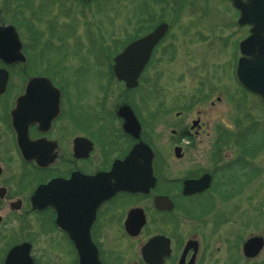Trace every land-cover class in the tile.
Masks as SVG:
<instances>
[{"label":"flooded vegetation","instance_id":"af4514ba","mask_svg":"<svg viewBox=\"0 0 264 264\" xmlns=\"http://www.w3.org/2000/svg\"><path fill=\"white\" fill-rule=\"evenodd\" d=\"M225 5L235 16L228 21L236 24L239 11L229 0H225ZM142 21L136 27L139 33L122 41L120 48L115 42L112 52L108 50L106 80H98L102 89L90 104L86 103L84 86L79 90L74 85L76 81L61 74L60 60L54 66L44 64V50L40 52L43 64L41 61L30 64V70L27 65L32 56L22 45L25 63L16 68L27 73L21 75L22 80L8 81L0 95V264H7V260L10 264H210L212 234L219 226L210 225L209 235H203L201 230L206 227H183L182 220L197 218L191 215L196 210L190 208L192 202L207 199L205 196L210 194L216 177L225 171L219 156L225 146L212 143L213 134L223 135L225 131L221 127L214 132L208 121L198 117L199 111L186 123L180 118L186 109L179 104L166 108L164 96L154 90L149 92L152 98H158L151 103L156 104L154 112L145 116L132 98L145 81L139 79L136 88L126 89L114 79L113 58L160 23L168 25L167 33L153 48L141 76L154 63L157 51L161 58H167L173 51L171 43L165 44L168 20L146 16ZM238 28L245 31L233 45L229 66L234 73L239 59L249 58L241 54L239 44L250 35V27ZM34 46L31 52L36 53ZM258 60L264 63V57ZM43 77L53 89L40 88L45 83L36 81L30 104L17 107L19 112L13 124L11 111L17 99L25 94L29 78ZM117 85L122 89L121 95L111 96ZM238 88L244 100L250 98L263 105L260 96L245 91L239 83ZM219 95L215 99L217 105L224 101V87ZM212 99L206 91L203 101L213 107ZM191 100L190 106L198 102L196 97ZM167 128L168 145L175 160L168 154L171 147L167 150L160 144L159 132ZM203 135L210 140L205 150H201ZM135 146H139L135 165L141 167L148 161L146 176L138 178L144 181L141 189L131 191L125 185L126 189L116 190L114 185L119 178L111 176L105 177L102 185L87 184V178L112 175L116 167L120 173L132 174L130 163L123 162ZM22 151H29L30 158L25 159ZM201 152L212 153L209 162L194 160ZM183 160H187L185 166L181 165ZM7 165L10 169H6ZM137 174L140 176V170ZM205 175L210 177L209 188L183 194L185 181ZM221 241L225 244V236ZM15 248L19 250L9 260Z\"/></svg>","mask_w":264,"mask_h":264},{"label":"rangeland","instance_id":"374dc122","mask_svg":"<svg viewBox=\"0 0 264 264\" xmlns=\"http://www.w3.org/2000/svg\"><path fill=\"white\" fill-rule=\"evenodd\" d=\"M82 3L0 0V24L17 27L32 56L27 67L39 64L40 52L44 50V64L54 66L60 60L61 74L76 81L74 85L79 90L84 86L86 103L90 104L102 89L98 80H106L105 61L113 44L117 42L119 47L122 41L139 33L137 24L146 16L168 20L165 44L171 43L173 51L167 58H161L157 51L154 63L140 78L149 84L140 83V90L132 94L133 102L145 116L152 114L156 104L151 103L158 100L149 94L154 90L164 96L166 108L179 104L186 109L180 117L186 123L199 111L198 117L208 121L214 132L224 129L223 135L213 134L212 143L225 146L223 155L219 154L225 171L216 177L207 199L192 202L190 208L196 210L191 215L197 218L183 217L182 225L206 227L201 230L203 235H209L210 225L219 226L212 234L210 264H264V248L251 260L241 253L244 240L264 237V109L250 98L243 99L229 66L233 45L245 31L228 21L235 17L233 11L224 0H91L84 2V6ZM32 46L36 53L31 52ZM26 73L13 68L9 70V81L22 80L21 75ZM223 87L224 101L217 105L215 99L220 97ZM121 90L117 85L111 96L121 95ZM206 91L213 98V107L203 101ZM192 97L198 98V102L190 106ZM178 112L179 109L171 116ZM159 138L168 150L170 129H161ZM209 144L210 140L203 135L201 150L208 149L205 146ZM169 152L175 160L172 147ZM209 154L212 155L201 152L194 160L209 162ZM186 163L183 160L181 165ZM6 169H10L8 165ZM223 236L225 244L221 241Z\"/></svg>","mask_w":264,"mask_h":264},{"label":"water","instance_id":"95a60500","mask_svg":"<svg viewBox=\"0 0 264 264\" xmlns=\"http://www.w3.org/2000/svg\"><path fill=\"white\" fill-rule=\"evenodd\" d=\"M242 0H231L233 6L241 13L238 20L240 26L250 25L251 36L243 41L240 45L241 52L250 57V60H240L237 66V79L244 88L248 91L258 94L264 101V69L260 68L258 56H264V0H247L246 4L241 2ZM167 31V26L162 23L157 26L151 33L130 43L118 56L114 58L113 72L117 80L123 81L127 88H134L137 85V79L141 74L144 66L146 65L150 53L153 47L163 38ZM20 42L13 27H0V61L6 65H15L17 63L24 62V57L20 53ZM44 82V85H40V88L45 90H52L53 87L49 81L45 78H33L30 79L29 84L26 87V93L20 97L16 102V108L12 111L13 124L17 117V107L23 104H30L29 100L31 92L37 86L35 82ZM7 82V72L0 69V94L3 92ZM122 111V109L120 110ZM128 129L131 131V119L127 120ZM138 132V127H137ZM139 146L135 147L129 154L123 163H130L133 173H120L118 168H114L112 175H98L93 179H86L87 184H99L102 185L105 177H118L117 183L114 185L116 190L126 189L125 185L130 186L129 190L137 191L144 186V181L138 178H144L148 169V161L145 165L137 167L135 165V154L138 151ZM22 156L25 159L30 158L29 151H22ZM145 153V151H144ZM137 170H140L141 174L138 176ZM123 176V177H122ZM128 179L129 182H126ZM210 177L205 175L199 180L185 181L183 187L184 195H191L199 193L209 187ZM114 190V189H113ZM42 191L41 193H45ZM112 193V192H110ZM264 241L262 237H250L242 246L243 256L247 259L256 257L262 250ZM189 247V245H187ZM17 249H13L10 253V258H13ZM8 262L7 264H10Z\"/></svg>","mask_w":264,"mask_h":264}]
</instances>
